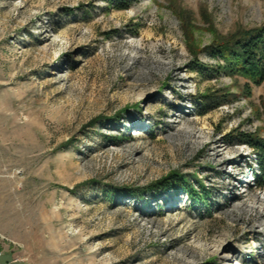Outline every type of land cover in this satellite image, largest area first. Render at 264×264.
Instances as JSON below:
<instances>
[{
	"label": "rangeland",
	"instance_id": "rangeland-1",
	"mask_svg": "<svg viewBox=\"0 0 264 264\" xmlns=\"http://www.w3.org/2000/svg\"><path fill=\"white\" fill-rule=\"evenodd\" d=\"M129 1L0 0V246L25 264H264L257 154L229 138L264 139V83L248 97L191 67L224 66L205 49L263 26L264 0ZM174 172L206 203L106 196Z\"/></svg>",
	"mask_w": 264,
	"mask_h": 264
},
{
	"label": "trees",
	"instance_id": "trees-1",
	"mask_svg": "<svg viewBox=\"0 0 264 264\" xmlns=\"http://www.w3.org/2000/svg\"><path fill=\"white\" fill-rule=\"evenodd\" d=\"M109 7L118 11L128 10L131 6L129 0H108ZM206 53L218 62H224V66L214 68L201 63L197 56L192 63V69L203 76L216 77L220 74L232 78H244L247 80V94L251 96L252 86L260 87L264 83V25L251 31L239 32L229 40L217 41L205 49ZM207 105L211 107L217 100L211 96L205 97ZM228 101L229 98H223ZM122 118L118 115L115 121ZM232 142L248 145L257 154L258 170L254 174L256 186L264 190V139L253 134H231ZM201 191L198 190L186 176L174 172L158 182L140 190L138 188L124 187L112 188L107 193L114 201L121 198L142 199L146 197L143 193L149 192L153 197L162 193L173 196L174 193L184 192L192 200L193 205L198 206L206 203L209 194L203 184L198 183Z\"/></svg>",
	"mask_w": 264,
	"mask_h": 264
},
{
	"label": "crops",
	"instance_id": "crops-1",
	"mask_svg": "<svg viewBox=\"0 0 264 264\" xmlns=\"http://www.w3.org/2000/svg\"><path fill=\"white\" fill-rule=\"evenodd\" d=\"M0 264H25L19 259L13 249L8 246H0Z\"/></svg>",
	"mask_w": 264,
	"mask_h": 264
}]
</instances>
